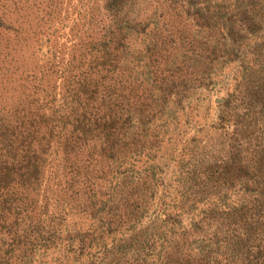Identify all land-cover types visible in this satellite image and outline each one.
Instances as JSON below:
<instances>
[{
    "label": "trees",
    "instance_id": "obj_1",
    "mask_svg": "<svg viewBox=\"0 0 264 264\" xmlns=\"http://www.w3.org/2000/svg\"><path fill=\"white\" fill-rule=\"evenodd\" d=\"M28 1L19 44L1 16L21 0H0V264L124 241L114 264H264V0L221 22L208 0ZM227 68L211 147L183 137L168 173L183 112Z\"/></svg>",
    "mask_w": 264,
    "mask_h": 264
},
{
    "label": "rangeland",
    "instance_id": "obj_2",
    "mask_svg": "<svg viewBox=\"0 0 264 264\" xmlns=\"http://www.w3.org/2000/svg\"><path fill=\"white\" fill-rule=\"evenodd\" d=\"M209 1V2H208ZM207 3H211V13L212 16H214V19H217L218 22H221L225 20L226 11L232 10L233 8H237L236 6H239L238 0H208ZM32 1L28 0H21V3L17 6L18 9L15 10L14 8H11L9 11L4 12L1 16V19H3L4 22L11 30L10 36L11 40H19V44L24 43V37L27 35L32 36V33L30 32V24L36 23V8H32L33 6ZM209 14V13H207ZM75 19V18H74ZM66 22V21H64ZM71 22V20H70ZM61 29V28H58ZM264 35V30L261 32ZM51 37V33H46L41 35L42 40H46ZM41 42V41H40ZM18 44V47H21ZM38 45L34 44L33 48L30 49L25 48L24 52L30 56L32 55V52L35 50L37 54L41 55H47L51 51L44 46V48H41L38 52L37 49ZM20 49V48H19ZM19 53V50H18ZM232 67H234L232 65ZM230 68V67H228ZM227 68L226 77L224 80L221 81V85L219 89L216 92H206L205 90L201 93H204V95L200 94L196 96L191 103L187 105V108L185 109L184 113V119L185 121L182 122L180 125V131H179V139L178 144H174L172 147L167 148L166 150V156L162 160V165L165 166V169L168 173H170L172 167V161L170 160V156L175 154L177 152L176 150L179 149L181 142H185V139L182 138H188L191 139L192 137L195 138L198 145L201 147L204 146L205 148H210L212 145L213 139H211L212 133L209 131V128L211 127V122L213 118H215L217 114V107L216 104L213 102L215 100V97L219 94H226L229 90V82L232 73H229L230 70ZM229 74V75H228ZM207 95V96H205ZM209 133V135H206ZM172 157V156H171ZM164 194H161V201L164 198ZM151 220V219H150ZM149 220V221H150ZM149 221L146 222L142 230L140 232H143L146 225L149 224ZM129 247L126 245L125 241L121 243L117 248L111 250L110 252L105 251L103 253H98L96 258H91L89 256H86L84 258L83 264H114L115 263V257L119 256L121 252H123L124 249ZM86 261V262H85Z\"/></svg>",
    "mask_w": 264,
    "mask_h": 264
}]
</instances>
